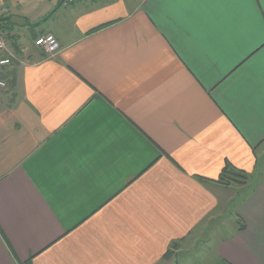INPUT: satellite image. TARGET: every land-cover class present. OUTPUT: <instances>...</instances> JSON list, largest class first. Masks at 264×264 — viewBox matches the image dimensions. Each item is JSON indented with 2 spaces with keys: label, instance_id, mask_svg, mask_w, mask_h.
I'll return each instance as SVG.
<instances>
[{
  "label": "crops",
  "instance_id": "1",
  "mask_svg": "<svg viewBox=\"0 0 264 264\" xmlns=\"http://www.w3.org/2000/svg\"><path fill=\"white\" fill-rule=\"evenodd\" d=\"M64 1L0 0V264H264V0Z\"/></svg>",
  "mask_w": 264,
  "mask_h": 264
},
{
  "label": "rangeland",
  "instance_id": "2",
  "mask_svg": "<svg viewBox=\"0 0 264 264\" xmlns=\"http://www.w3.org/2000/svg\"><path fill=\"white\" fill-rule=\"evenodd\" d=\"M57 0H17L18 4L22 5L23 6V10H22V15H26L28 16L31 21H29L28 23V26L29 25H33L35 27H37L38 29H42V28H45L47 27V24L44 25L46 19H48L49 15L51 14V11H53L52 9H54V4L53 2H56ZM13 4L14 3V0H12ZM53 4V5H52ZM17 5L15 7L11 6L10 7V11L11 12H14ZM40 13H45L43 16L39 17L38 15ZM43 23V26H37L36 24L37 23ZM28 26H25V30L26 33H29L30 32H33L34 29H31L28 27ZM36 28V29H37ZM4 35V34H3ZM235 218V217H234ZM236 220V218H235ZM224 228L225 230L223 229L224 233L226 232V230L230 229L231 225H233V221H232V218H227L224 222ZM199 240V239H198ZM203 241H206L205 238L202 239ZM191 242H188L187 243V246L189 247ZM202 247L199 248V250H196V255L194 256L193 259H196L197 260V263L196 264H216V260L218 257H216L215 253L211 250V249H204ZM194 250H190V249H185L184 252L182 253L179 252L178 254H176L178 260H179V263L177 264H185V262H187V260L190 259V257H184L185 255H188V254H192ZM195 254V253H193ZM175 256V257H176ZM169 263V262H167ZM172 264V262H171Z\"/></svg>",
  "mask_w": 264,
  "mask_h": 264
},
{
  "label": "trees",
  "instance_id": "3",
  "mask_svg": "<svg viewBox=\"0 0 264 264\" xmlns=\"http://www.w3.org/2000/svg\"><path fill=\"white\" fill-rule=\"evenodd\" d=\"M2 20H5L4 17H0V22H1L0 29L2 30L3 33L5 28L2 26V22H3ZM249 179H251V175L249 173H246L243 170L236 169L229 165V166H225L222 169L218 181H220L221 183L227 186L239 187V186H245V184L247 185ZM238 223L240 224L239 229L245 228V224L240 219L238 220ZM179 245H180L179 241L172 242L171 246L167 249L163 257L165 259L171 258L175 253V249H177ZM216 264H232V263L223 258H218L216 260Z\"/></svg>",
  "mask_w": 264,
  "mask_h": 264
},
{
  "label": "built area",
  "instance_id": "4",
  "mask_svg": "<svg viewBox=\"0 0 264 264\" xmlns=\"http://www.w3.org/2000/svg\"><path fill=\"white\" fill-rule=\"evenodd\" d=\"M70 2L74 0H68ZM67 3V1H64ZM6 8H3V12L6 11ZM37 43L42 46L44 49V52L48 56H54L58 50L60 49V43L56 36L52 33H46L42 36H40L37 39ZM0 50L4 51L5 54L0 58V65L1 66H7L13 62V59L17 58L14 50L8 45V43L5 41L4 35L2 32H0ZM6 82L2 79H0V86H5Z\"/></svg>",
  "mask_w": 264,
  "mask_h": 264
}]
</instances>
